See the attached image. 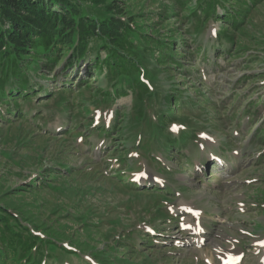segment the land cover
<instances>
[{"label":"rangeland","instance_id":"1","mask_svg":"<svg viewBox=\"0 0 264 264\" xmlns=\"http://www.w3.org/2000/svg\"><path fill=\"white\" fill-rule=\"evenodd\" d=\"M128 2L117 0L116 3L125 6ZM147 7L146 16L151 19L153 15L149 13L159 9L160 1L153 5L150 2ZM256 12L251 29L258 38H263L264 8ZM219 26L220 23L210 24L202 37L214 36ZM261 41L253 42L249 36L247 52L231 60L223 56L217 58L211 49L206 60L197 61L201 78L214 88V93H206L208 98L225 110L219 119L215 118L219 121L218 127L208 129L210 134L202 133L205 132L203 127L208 126L202 124L198 132L201 139L188 140L180 146L181 150L172 151L169 156L157 147L158 141H149L151 121L159 120L168 108L161 97L145 99V103L139 105L143 114L139 117L135 94L128 90L126 96H113L121 86L111 87L106 69L98 71L96 79L91 78L90 87L78 89L80 79L94 75L92 69H88L97 59L96 55L101 59L106 57L100 42L90 44L91 52L87 53L77 73L70 72L67 79L62 76L63 65L56 66L55 71H47L39 63L33 64V80L52 96L47 98V94L40 93L31 108L25 106L28 118L25 121L10 116H6L4 122L0 119V191H3L0 200L5 192H20L22 195L16 203L27 204L31 212L28 214L26 210L19 217L25 227L45 238L47 230L43 223L49 225L51 220H60L54 225L57 233L73 236L59 239L64 246L71 248L80 240L86 251L81 253V259L69 255L61 262L47 259L45 264H231L233 258H240L238 264H264V145L256 139V132L264 121ZM143 52L141 65L146 72L145 81L151 85L147 72L159 73L155 60L158 53ZM56 73L60 76L55 79ZM199 74L197 70L191 77L197 79ZM60 82L73 83V93L66 95L68 104L58 98L59 87L54 85ZM119 83L127 87L124 80L118 79ZM173 83L160 74L154 85L163 95L171 90ZM179 83L186 93L191 83L183 79ZM101 89L112 92L109 103L101 102L97 92ZM119 114L122 125H127L123 140L115 142L100 136L96 130L105 126L113 129ZM171 127L177 128L176 125ZM19 132L22 133L20 139L17 138ZM54 137L65 139L59 141ZM139 137L147 146L150 142L151 154H146L143 144L137 143ZM115 143L120 149L126 146L129 156L122 158L118 153L113 154ZM37 151L43 156L41 162ZM207 162L211 173H206ZM180 163L185 164L178 168ZM66 165L72 169L75 180L62 181L70 184L69 194L43 189L47 182L59 185L62 178L71 175ZM212 165L216 167L213 169ZM85 171L89 173L80 177ZM115 175L117 178L113 181L107 179ZM125 176L129 179L126 177L129 181L126 189L120 185ZM133 180L142 186L159 182V186L164 184L171 189V194L158 190L162 199L157 192H134ZM81 187H88L86 195L75 199L74 194ZM65 190L63 188V192ZM59 206L60 211L55 213L54 209ZM10 211L16 213L13 209ZM31 216L32 221L38 219L37 224L26 220ZM128 233L135 241L127 243L131 250L134 245L140 247L149 237H155L153 246L131 254L124 248L127 245L122 239ZM56 238L53 235L52 239Z\"/></svg>","mask_w":264,"mask_h":264},{"label":"trees","instance_id":"2","mask_svg":"<svg viewBox=\"0 0 264 264\" xmlns=\"http://www.w3.org/2000/svg\"><path fill=\"white\" fill-rule=\"evenodd\" d=\"M128 1V4L121 6L116 3L117 0H0V119L4 122L5 117L10 116L25 121L28 119L25 106L31 108L40 93L51 98L52 94L48 95V90H44L42 85L33 80L31 67L34 63H39L47 71H55L56 66L63 65L62 76L67 79L70 72L77 73L87 53L91 52L90 44L100 42L101 50L106 53V57L101 59L100 55H96L97 59L88 69H92L94 75L80 79L77 83L78 89L90 87L91 78L96 79V73L106 69V77L111 87L121 86L120 90L116 89L113 92V96H126L128 90L135 94L134 100L137 102L135 109L139 117L143 116L140 106L145 103V99L161 97L166 101L168 108L159 120L151 121L149 141L152 143L158 141L156 145L164 154L172 155L170 154L172 151L181 150L180 146L186 144L188 140L196 139L198 132L202 130L200 128L202 124L207 123L208 126L203 128L208 132L209 128L218 127L219 121H215V118L222 116L225 109H220L218 104L211 103V99L208 98L206 93H214V88L201 78L197 61L201 58L206 60L211 49L216 52L217 58L221 56L226 60L236 58L242 52H247L246 41L249 36L253 42L263 40L259 45H262L264 52V36L258 38L251 27L256 11L264 8V0ZM158 1L159 9L150 12L149 15L153 16L151 19L148 18L147 4L151 2L153 5ZM87 4L89 6H86ZM213 23H220L216 36L205 39L202 35ZM141 51L158 53L154 56L159 73L147 72V79L151 81V85H147L145 81L146 72L141 65L145 54L141 55ZM197 70L200 74L194 79L191 75ZM160 74L164 79L174 82L171 84V90L166 92L165 89L166 94L163 95H160L159 89L154 85L156 77ZM57 76L56 73L55 79ZM118 79L127 82L124 84L127 87L122 86L123 83L117 84ZM180 79L191 83L190 87L185 89L186 93L181 89ZM66 82L55 83L54 86L57 89L59 87L58 98L68 104L70 101L66 95L73 93L74 87L73 83ZM97 92L101 102L109 103L112 100V92L102 89ZM191 92L193 96L190 95ZM259 102L260 100L257 104ZM226 113L224 115L227 117ZM118 116L112 125L113 129L101 127L96 130L98 134L115 142L122 141L127 134V125L123 126L120 114ZM34 118L44 119L41 116ZM171 123L183 126L178 135L169 131L168 126ZM19 124L24 125L22 122ZM113 133L115 134L112 135ZM21 134L19 132L17 138L20 139ZM54 138L59 141L65 139ZM159 139H162L163 143L159 142ZM256 139H260L264 145V122L256 132ZM142 144V150L148 154L150 142L148 146L145 142ZM69 146L75 147L72 143H69ZM129 151L126 146L120 149L116 143L112 150L113 154L118 153L122 158L128 157ZM37 157L41 162L43 156L38 154V151ZM27 161L23 162L27 164ZM59 163L64 164L61 159ZM67 169L70 176L62 178L61 181L57 177L59 185L47 182L43 189L69 194L70 184L62 181L72 183L75 180L72 179V169L68 166ZM88 173L85 171L79 174L83 177ZM117 175L107 179L113 181ZM125 178L121 180L120 185L126 189L129 187ZM63 188H66L64 192ZM87 189L88 187L78 189L76 195L74 194L75 199L77 196L86 195ZM21 195L17 191L5 192L0 200V264H45L47 259L61 262L64 256L69 255L81 259V253L86 251L80 240H77L73 245L75 247L72 246L71 249L65 247L63 241L59 240L73 237L60 233L61 231L57 233L54 225L60 220H51L49 225L43 223V228L47 230L45 238L35 235L22 224L19 217L24 215L26 210L28 214L31 212L27 204L16 203ZM6 199L10 200L3 201ZM10 209L18 212V215L12 213ZM60 209V206L56 207L55 213ZM31 218L32 216L26 220L33 224L38 223L37 218L34 221ZM53 235L58 238L52 239ZM124 240L123 243L127 245L124 248H128L131 254L140 253L134 248L131 250L127 244L133 242L132 240ZM111 261L108 259V262Z\"/></svg>","mask_w":264,"mask_h":264}]
</instances>
